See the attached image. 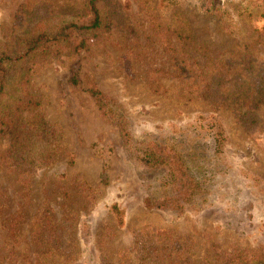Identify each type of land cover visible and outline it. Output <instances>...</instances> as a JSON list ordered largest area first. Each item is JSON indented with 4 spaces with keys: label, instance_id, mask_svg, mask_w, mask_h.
<instances>
[{
    "label": "rangeland",
    "instance_id": "rangeland-1",
    "mask_svg": "<svg viewBox=\"0 0 264 264\" xmlns=\"http://www.w3.org/2000/svg\"><path fill=\"white\" fill-rule=\"evenodd\" d=\"M213 2L217 13L207 11ZM68 5L80 9L83 0H0V54L13 49L36 18ZM97 7L104 24L89 47L38 61L30 71L39 103L34 113L59 135L51 144L54 161L22 171L0 131V264H78L85 258L90 264H225L237 252L253 255L247 264H264V34L255 32L264 27V0H106ZM175 12L187 19L194 41L222 60L224 96L234 91L235 70L244 66L237 47L249 46L252 64L240 74L253 95L215 110L192 91L181 54L188 41L161 33ZM80 39L75 35L74 42ZM73 71L78 86L69 83ZM93 87L118 104L136 140L175 135L202 154L210 137L201 118L216 116L226 136L219 201L180 217L145 208L156 175L134 164L117 127L89 95ZM113 204L125 212L122 224L110 212ZM45 215L54 222L73 218L65 249L42 254L38 248Z\"/></svg>",
    "mask_w": 264,
    "mask_h": 264
},
{
    "label": "trees",
    "instance_id": "trees-1",
    "mask_svg": "<svg viewBox=\"0 0 264 264\" xmlns=\"http://www.w3.org/2000/svg\"><path fill=\"white\" fill-rule=\"evenodd\" d=\"M98 1L106 0H83L80 9L73 5L62 6L58 12L36 18L26 31L16 37L13 49L0 54V131L8 139L11 160L22 171H33L51 164L57 155L51 144L56 145L59 140L57 128L39 111L34 113L39 103L30 91L32 66L43 59L75 54L89 47L99 37L98 30L104 24ZM216 1L219 4V0ZM207 11L217 13L219 7L213 2ZM162 30L166 36L188 41L181 53L186 64L183 71L193 82L190 83V87L195 89L192 91L212 109L218 110L219 106L234 103L249 92L254 94L255 89L248 84L244 74H240L241 71H249L252 64L245 55L249 46L241 43L237 47L239 56L245 58L241 59L243 63L240 62L244 66L236 68L235 89L224 96L223 91L229 90H223L219 84V62L222 60L213 56L215 53L202 43L194 41L193 29L187 19L180 12H175ZM255 32L264 34V27ZM78 34L81 39L75 43L74 37ZM69 83L71 86L80 84L76 72H72ZM88 93L106 120L117 127L121 141L137 168L156 175L155 186L147 185L143 200L145 208L172 212L180 217L186 211L199 213L219 201V161L226 160L223 153L226 136L216 116L201 118L202 128L207 131L210 141L204 148L205 152L197 154L193 144L175 135L170 139H134L118 104L97 88L88 89ZM257 96L259 98L261 93ZM240 175L248 178L247 174ZM152 186L155 188L151 191ZM110 212L118 224L123 223L125 212L117 204L110 207ZM43 221L36 235L42 254L65 249L69 242L66 234L74 229L73 218L68 215L54 222L50 215H45ZM81 239L88 245L89 234H81ZM229 255L232 260L225 264H247L253 259V255L240 252ZM78 264H90V259L85 258Z\"/></svg>",
    "mask_w": 264,
    "mask_h": 264
}]
</instances>
